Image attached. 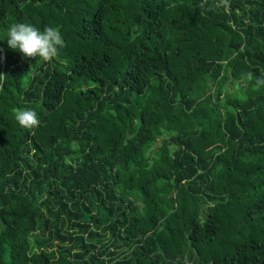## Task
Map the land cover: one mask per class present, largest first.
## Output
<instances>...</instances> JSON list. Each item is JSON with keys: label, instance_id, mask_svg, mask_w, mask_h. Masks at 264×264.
Masks as SVG:
<instances>
[{"label": "trees", "instance_id": "16d2710c", "mask_svg": "<svg viewBox=\"0 0 264 264\" xmlns=\"http://www.w3.org/2000/svg\"><path fill=\"white\" fill-rule=\"evenodd\" d=\"M0 72V264H264V0H0Z\"/></svg>", "mask_w": 264, "mask_h": 264}, {"label": "clouds", "instance_id": "9594fccd", "mask_svg": "<svg viewBox=\"0 0 264 264\" xmlns=\"http://www.w3.org/2000/svg\"><path fill=\"white\" fill-rule=\"evenodd\" d=\"M8 48L21 54L22 59L40 58L49 62L58 56L64 47V40L60 31L52 26H45L43 30L26 22H14L7 28L6 39ZM8 77L0 72V84ZM258 84H264V79H258ZM14 119L25 129H32L40 124L37 113L33 109L19 108L14 110Z\"/></svg>", "mask_w": 264, "mask_h": 264}, {"label": "rangeland", "instance_id": "374dc122", "mask_svg": "<svg viewBox=\"0 0 264 264\" xmlns=\"http://www.w3.org/2000/svg\"><path fill=\"white\" fill-rule=\"evenodd\" d=\"M165 107H168V104H167V105H165Z\"/></svg>", "mask_w": 264, "mask_h": 264}]
</instances>
